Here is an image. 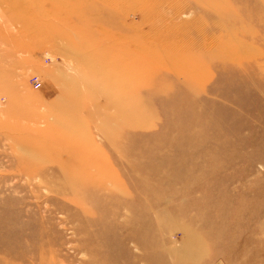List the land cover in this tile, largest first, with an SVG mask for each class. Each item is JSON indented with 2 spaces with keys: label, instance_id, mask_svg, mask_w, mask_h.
I'll use <instances>...</instances> for the list:
<instances>
[{
  "label": "rangeland",
  "instance_id": "1",
  "mask_svg": "<svg viewBox=\"0 0 264 264\" xmlns=\"http://www.w3.org/2000/svg\"><path fill=\"white\" fill-rule=\"evenodd\" d=\"M0 264H264V0H0Z\"/></svg>",
  "mask_w": 264,
  "mask_h": 264
},
{
  "label": "built area",
  "instance_id": "2",
  "mask_svg": "<svg viewBox=\"0 0 264 264\" xmlns=\"http://www.w3.org/2000/svg\"><path fill=\"white\" fill-rule=\"evenodd\" d=\"M32 85L35 86L37 89H39L41 86H40V81L38 78H33L32 79Z\"/></svg>",
  "mask_w": 264,
  "mask_h": 264
}]
</instances>
